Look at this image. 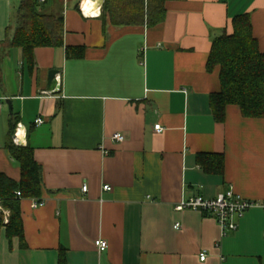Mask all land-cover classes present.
<instances>
[{"label": "crops", "instance_id": "obj_1", "mask_svg": "<svg viewBox=\"0 0 264 264\" xmlns=\"http://www.w3.org/2000/svg\"><path fill=\"white\" fill-rule=\"evenodd\" d=\"M23 1L0 0V94L27 129L43 190L21 202L24 241L10 240L0 220V264H264V119L230 106L215 120L220 70L207 67L213 40L240 14L251 15L264 53V0H165L163 23L131 27L83 17L78 0H47L64 15V46L37 49L33 70L7 40ZM5 106L0 173L19 181ZM231 190L261 207L227 237L213 217L175 210ZM33 200L47 204L33 209Z\"/></svg>", "mask_w": 264, "mask_h": 264}, {"label": "trees", "instance_id": "obj_2", "mask_svg": "<svg viewBox=\"0 0 264 264\" xmlns=\"http://www.w3.org/2000/svg\"><path fill=\"white\" fill-rule=\"evenodd\" d=\"M47 0H24L19 6L13 26L7 33L11 48H19L30 70L35 66V52L39 48L64 46V15L48 11ZM109 16L112 24L121 27L156 26L165 21V0H105L103 15ZM67 48V55H72ZM208 70H220V92L211 97L215 120L224 122L227 108H240L243 117L264 119V53L253 33L250 14H240L232 20V33L227 31L215 38L209 56ZM19 117H10L9 137L6 149L20 167L21 178L15 181L0 173V203L10 212V222L5 226L7 237L24 241V225L21 202L24 199L40 198L43 190V172L27 145L16 146L12 136ZM221 167H224L223 158ZM18 192L21 196H18ZM3 220V215H0Z\"/></svg>", "mask_w": 264, "mask_h": 264}, {"label": "built area", "instance_id": "obj_3", "mask_svg": "<svg viewBox=\"0 0 264 264\" xmlns=\"http://www.w3.org/2000/svg\"><path fill=\"white\" fill-rule=\"evenodd\" d=\"M46 0H40V2H45ZM105 1L101 0H79L78 9L80 14L87 19H99L103 15V6ZM58 84L60 86V77L57 76ZM8 101V97L0 94V113L3 110L5 103ZM45 121L38 118L35 121L36 126H41ZM163 128L161 125L155 126V131L160 132ZM27 129L20 122L18 123L16 130L12 136V141L16 146L24 147L27 146ZM112 140L117 143H122L125 141V136L121 133H115L112 136ZM87 186L83 187V191L87 192ZM112 188L110 186H104V191H110ZM21 196V193H17ZM47 204L46 200H33L32 208L37 209L44 207ZM261 207L257 202L248 200L241 195L237 194L233 190L220 193L214 199H207L204 197H193L189 199L182 200L176 207L177 212L184 210L200 211L208 216L213 217L220 228L221 237H227L229 234L236 232L239 229V222L246 216V214L254 208ZM264 209V207H263ZM0 215H3V221L5 224L10 222V212L3 209L0 203ZM176 229L181 228V224L177 223L175 225ZM96 246L98 250L102 253L108 249V243L104 240H97ZM208 258L207 252H202L200 254V260L206 261Z\"/></svg>", "mask_w": 264, "mask_h": 264}, {"label": "water", "instance_id": "obj_4", "mask_svg": "<svg viewBox=\"0 0 264 264\" xmlns=\"http://www.w3.org/2000/svg\"><path fill=\"white\" fill-rule=\"evenodd\" d=\"M101 1H105V0H101ZM58 75H59L58 70H51L49 72L48 89L50 92H55L56 89L59 87L58 80H57ZM6 103L9 106L10 115H12L13 114L12 102L8 100Z\"/></svg>", "mask_w": 264, "mask_h": 264}, {"label": "rangeland", "instance_id": "obj_5", "mask_svg": "<svg viewBox=\"0 0 264 264\" xmlns=\"http://www.w3.org/2000/svg\"><path fill=\"white\" fill-rule=\"evenodd\" d=\"M3 114H5L6 116H8V114H9L8 106H5Z\"/></svg>", "mask_w": 264, "mask_h": 264}]
</instances>
